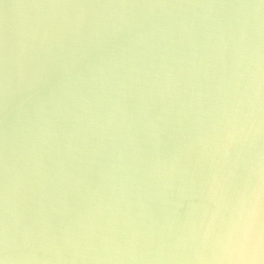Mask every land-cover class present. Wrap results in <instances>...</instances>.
Listing matches in <instances>:
<instances>
[{
    "label": "clouds",
    "instance_id": "1",
    "mask_svg": "<svg viewBox=\"0 0 264 264\" xmlns=\"http://www.w3.org/2000/svg\"><path fill=\"white\" fill-rule=\"evenodd\" d=\"M0 6V264H264V0Z\"/></svg>",
    "mask_w": 264,
    "mask_h": 264
},
{
    "label": "water",
    "instance_id": "2",
    "mask_svg": "<svg viewBox=\"0 0 264 264\" xmlns=\"http://www.w3.org/2000/svg\"><path fill=\"white\" fill-rule=\"evenodd\" d=\"M5 2L9 4H16L19 2H27V0H5ZM20 12L21 10L13 8L5 10L2 6H0V29H2L4 25L5 17H7L9 27H12L14 23H18Z\"/></svg>",
    "mask_w": 264,
    "mask_h": 264
}]
</instances>
